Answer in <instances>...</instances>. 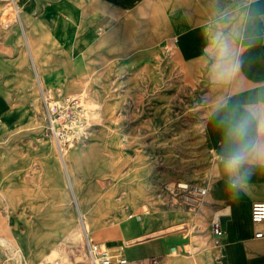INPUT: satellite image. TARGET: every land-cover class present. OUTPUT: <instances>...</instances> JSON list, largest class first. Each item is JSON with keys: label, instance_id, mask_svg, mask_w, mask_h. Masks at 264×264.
Listing matches in <instances>:
<instances>
[{"label": "crops", "instance_id": "1", "mask_svg": "<svg viewBox=\"0 0 264 264\" xmlns=\"http://www.w3.org/2000/svg\"><path fill=\"white\" fill-rule=\"evenodd\" d=\"M21 11L3 23L7 4L0 1V128L21 106L20 93L33 89L39 77L46 89L76 96L87 81L101 74L107 60L123 70L167 63L206 92L208 113L204 139L214 154V174L208 184L206 207L220 215L224 231L213 238L220 246L223 264H264V237H256L264 223L252 221L251 207L264 201V165L251 167L245 191L234 199L224 173L223 157L230 121L250 104L264 103V0H18ZM25 43V49L21 41ZM226 45V51L222 48ZM23 80V82H22ZM44 89V88H43ZM106 123L117 129L119 121ZM121 125V124H120ZM114 138V137H113ZM116 138V136H115ZM107 156L116 169L127 164L128 148L109 142ZM72 155L60 154L70 178ZM74 187V185H73ZM65 195V194H64ZM79 195V190L75 191ZM60 200H66L60 198ZM83 204L84 199L77 197ZM134 206L131 191L118 200L106 192L89 210L80 209V225L86 234L124 255L128 261L159 258L165 252L178 254L182 247L175 234L164 229L174 223V211L143 205L127 220L101 225L122 202ZM84 205V204H83ZM125 209L127 206L122 205ZM121 207V208H122ZM138 216L137 219L135 217ZM110 221V220H109ZM71 229L70 222H64ZM99 226V227H97ZM141 238L128 245V239ZM0 244H7L0 237ZM21 249L15 248L16 255ZM180 257L169 264H186Z\"/></svg>", "mask_w": 264, "mask_h": 264}, {"label": "rangeland", "instance_id": "2", "mask_svg": "<svg viewBox=\"0 0 264 264\" xmlns=\"http://www.w3.org/2000/svg\"><path fill=\"white\" fill-rule=\"evenodd\" d=\"M4 12V24L15 17L12 5ZM106 63L76 95L87 111L89 130L65 151L72 155L74 178L64 169L47 133L43 88L47 94L53 92L38 76L32 90L21 91V106L1 126L0 237L7 244H0V264H42L55 258L62 264H89V238L96 227L86 234L80 209L88 212L110 191L119 201L131 191L138 202L120 203L110 212V221L102 219L100 226L131 219L128 215L143 205L177 215L164 232L178 238L182 247L178 254L167 251L157 259L126 264H169L173 257L186 264H223L205 205L208 194L191 206L173 192L178 181L208 187L214 174L216 160L204 139L209 107L203 86L167 63L164 72L155 64L123 70L114 60ZM111 120L119 121L120 127L108 128ZM109 142L128 148L131 155L122 168L116 169L113 160L99 165L98 160L109 157L105 154ZM77 189L80 196L75 195ZM77 197L84 199V205ZM63 221L70 222L71 229ZM15 248L21 249L17 255Z\"/></svg>", "mask_w": 264, "mask_h": 264}, {"label": "built area", "instance_id": "3", "mask_svg": "<svg viewBox=\"0 0 264 264\" xmlns=\"http://www.w3.org/2000/svg\"><path fill=\"white\" fill-rule=\"evenodd\" d=\"M0 1L12 5V10L17 13L21 11L18 0ZM43 98L47 108V133L53 137L59 154L64 156L65 151L72 144L87 136L89 130L87 111L76 96L63 94L56 96L54 93L47 94L43 89ZM173 192L192 206L207 195L208 188L178 181L174 185ZM251 218L255 223H264V201H255L252 204ZM212 230L215 236L223 233L224 228L220 218L213 220ZM255 236L264 237V229L258 230ZM88 260L89 264H126L128 262L126 256L114 254L110 248L95 242L92 238H89ZM42 264H62V262L59 258H55Z\"/></svg>", "mask_w": 264, "mask_h": 264}, {"label": "clouds", "instance_id": "4", "mask_svg": "<svg viewBox=\"0 0 264 264\" xmlns=\"http://www.w3.org/2000/svg\"><path fill=\"white\" fill-rule=\"evenodd\" d=\"M221 51H226V45ZM224 135L227 141L224 173L235 199L247 189L251 167L264 165V103L246 106L238 117L230 121Z\"/></svg>", "mask_w": 264, "mask_h": 264}, {"label": "water", "instance_id": "5", "mask_svg": "<svg viewBox=\"0 0 264 264\" xmlns=\"http://www.w3.org/2000/svg\"><path fill=\"white\" fill-rule=\"evenodd\" d=\"M223 213H225V210L218 212V213L215 215V220H217V219L220 217V215H222ZM221 220H222V224H223V220H224V218H221Z\"/></svg>", "mask_w": 264, "mask_h": 264}, {"label": "bare ground", "instance_id": "6", "mask_svg": "<svg viewBox=\"0 0 264 264\" xmlns=\"http://www.w3.org/2000/svg\"><path fill=\"white\" fill-rule=\"evenodd\" d=\"M16 254V253H15Z\"/></svg>", "mask_w": 264, "mask_h": 264}]
</instances>
